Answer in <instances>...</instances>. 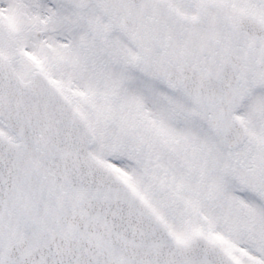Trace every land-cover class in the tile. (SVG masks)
I'll return each instance as SVG.
<instances>
[{"label": "snow or ice", "instance_id": "6c2138e0", "mask_svg": "<svg viewBox=\"0 0 264 264\" xmlns=\"http://www.w3.org/2000/svg\"><path fill=\"white\" fill-rule=\"evenodd\" d=\"M0 264H264V0H0Z\"/></svg>", "mask_w": 264, "mask_h": 264}]
</instances>
